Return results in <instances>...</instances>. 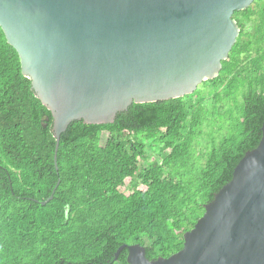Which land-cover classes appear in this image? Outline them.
Returning a JSON list of instances; mask_svg holds the SVG:
<instances>
[{
  "label": "trees",
  "instance_id": "trees-1",
  "mask_svg": "<svg viewBox=\"0 0 264 264\" xmlns=\"http://www.w3.org/2000/svg\"><path fill=\"white\" fill-rule=\"evenodd\" d=\"M239 36L190 94L74 121L54 164L52 115L0 28V264H127L181 250L264 121V0L234 12ZM210 102V103H207ZM51 197V199H50Z\"/></svg>",
  "mask_w": 264,
  "mask_h": 264
},
{
  "label": "water",
  "instance_id": "water-1",
  "mask_svg": "<svg viewBox=\"0 0 264 264\" xmlns=\"http://www.w3.org/2000/svg\"><path fill=\"white\" fill-rule=\"evenodd\" d=\"M254 0H0V28L52 115L54 164L74 121L112 123L132 103L181 98L220 71L238 37L234 12ZM51 199V197H50ZM127 264H264V121L257 146L183 235L181 250Z\"/></svg>",
  "mask_w": 264,
  "mask_h": 264
},
{
  "label": "rangeland",
  "instance_id": "rangeland-1",
  "mask_svg": "<svg viewBox=\"0 0 264 264\" xmlns=\"http://www.w3.org/2000/svg\"><path fill=\"white\" fill-rule=\"evenodd\" d=\"M200 86H198V88H199ZM207 103H210V102H207Z\"/></svg>",
  "mask_w": 264,
  "mask_h": 264
},
{
  "label": "clouds",
  "instance_id": "clouds-1",
  "mask_svg": "<svg viewBox=\"0 0 264 264\" xmlns=\"http://www.w3.org/2000/svg\"><path fill=\"white\" fill-rule=\"evenodd\" d=\"M238 36H239V34H238ZM237 39V38H236ZM234 46V45H233Z\"/></svg>",
  "mask_w": 264,
  "mask_h": 264
}]
</instances>
